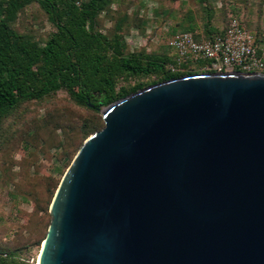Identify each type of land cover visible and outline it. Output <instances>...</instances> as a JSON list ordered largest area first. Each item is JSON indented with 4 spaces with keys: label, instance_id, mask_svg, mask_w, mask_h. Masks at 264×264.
Masks as SVG:
<instances>
[{
    "label": "water",
    "instance_id": "obj_1",
    "mask_svg": "<svg viewBox=\"0 0 264 264\" xmlns=\"http://www.w3.org/2000/svg\"><path fill=\"white\" fill-rule=\"evenodd\" d=\"M98 110L38 264H264V74L187 75Z\"/></svg>",
    "mask_w": 264,
    "mask_h": 264
},
{
    "label": "rangeland",
    "instance_id": "obj_2",
    "mask_svg": "<svg viewBox=\"0 0 264 264\" xmlns=\"http://www.w3.org/2000/svg\"><path fill=\"white\" fill-rule=\"evenodd\" d=\"M231 17L264 46V0H111L96 30L113 37L121 27L127 54L174 59L168 42L176 33L195 28L205 37L210 20L222 31ZM14 28L42 44L55 31L37 4L20 13ZM89 122L102 129L101 111L77 105L65 92L23 104L0 119V247L25 264H38L52 219L50 204Z\"/></svg>",
    "mask_w": 264,
    "mask_h": 264
},
{
    "label": "trees",
    "instance_id": "obj_3",
    "mask_svg": "<svg viewBox=\"0 0 264 264\" xmlns=\"http://www.w3.org/2000/svg\"><path fill=\"white\" fill-rule=\"evenodd\" d=\"M31 4H37L55 28L44 44L14 28L20 13ZM110 4L111 0H0V119L11 116L23 104L42 102L61 92L77 105L98 111L147 87L187 76L168 70L172 57L127 54L121 27L113 37L97 31V21ZM211 22L205 38L222 34L229 26L228 22L224 30L217 31ZM256 44L264 48L257 39ZM102 129L89 122L83 128V143ZM0 249L9 255L4 264H25Z\"/></svg>",
    "mask_w": 264,
    "mask_h": 264
},
{
    "label": "built area",
    "instance_id": "obj_4",
    "mask_svg": "<svg viewBox=\"0 0 264 264\" xmlns=\"http://www.w3.org/2000/svg\"><path fill=\"white\" fill-rule=\"evenodd\" d=\"M168 46L176 53L167 67L173 74H264V48L257 46L255 36L236 17L230 19L222 34L205 38L198 32L180 33L170 38ZM8 259L9 255L0 249V264Z\"/></svg>",
    "mask_w": 264,
    "mask_h": 264
},
{
    "label": "bare ground",
    "instance_id": "obj_5",
    "mask_svg": "<svg viewBox=\"0 0 264 264\" xmlns=\"http://www.w3.org/2000/svg\"><path fill=\"white\" fill-rule=\"evenodd\" d=\"M40 257V256H39ZM38 261H39V259H38Z\"/></svg>",
    "mask_w": 264,
    "mask_h": 264
}]
</instances>
